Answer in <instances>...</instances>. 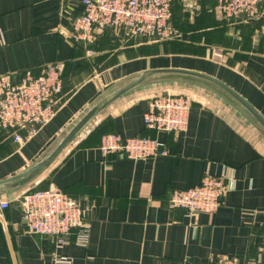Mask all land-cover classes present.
I'll return each mask as SVG.
<instances>
[{
  "label": "crops",
  "instance_id": "1",
  "mask_svg": "<svg viewBox=\"0 0 264 264\" xmlns=\"http://www.w3.org/2000/svg\"><path fill=\"white\" fill-rule=\"evenodd\" d=\"M218 0H172V40L150 44L113 30L89 45L72 41L82 0H0V79L39 77L57 64L61 106L31 142L0 130V264H206L227 256L264 264V128L208 76L234 91L264 119V8L259 20H224ZM114 102L117 93L134 85ZM188 97L183 133H154L144 117L155 95ZM94 118L33 176L13 180L48 158L93 109ZM105 135L157 139L169 156L128 160L100 151ZM224 177V205L214 215L169 205L175 190ZM58 190L75 200L89 228L65 244L27 233L18 200Z\"/></svg>",
  "mask_w": 264,
  "mask_h": 264
},
{
  "label": "built area",
  "instance_id": "2",
  "mask_svg": "<svg viewBox=\"0 0 264 264\" xmlns=\"http://www.w3.org/2000/svg\"><path fill=\"white\" fill-rule=\"evenodd\" d=\"M83 13L73 22L72 41L89 45L106 30L129 40L149 39L156 42L172 40V0H82ZM218 10L225 19L261 18L264 0H218ZM64 81L57 64L44 68L39 77L27 75L19 81L0 79V130L15 144L31 142L55 118L61 106ZM191 101L188 97L164 92L149 101L144 117L148 131L154 133H183L188 127ZM100 151L105 156L128 160H148L169 156L170 150L157 139L123 140L118 135H105ZM224 177L205 176L201 184L187 190H175L171 208L189 214L214 215L224 205ZM27 233L47 236L65 244L76 232L79 245L89 243V228L84 224L83 210L78 202L61 191H31L18 200ZM10 201L0 200V210L10 208ZM264 258V234L261 240ZM56 264H72L57 260ZM192 264V263H186ZM206 264H240L220 256Z\"/></svg>",
  "mask_w": 264,
  "mask_h": 264
},
{
  "label": "water",
  "instance_id": "3",
  "mask_svg": "<svg viewBox=\"0 0 264 264\" xmlns=\"http://www.w3.org/2000/svg\"><path fill=\"white\" fill-rule=\"evenodd\" d=\"M162 73H178L181 75H188V76H194L200 79H203L205 81H208L215 86L219 87L223 91H225L233 100H235L238 104H240L245 110H247L258 122L259 124L264 128V119L246 102L244 101L240 96H238L234 91H232L230 88L225 86L224 84L201 74L191 73V72H183V71H167ZM134 85L129 86L125 90L117 93L115 96H113L105 106L108 104L114 102L118 97L122 96L125 92H128L130 88L134 87ZM99 109H93L91 112H89L78 124L77 126L64 138V140L60 143V145L57 147V149L44 161H42L40 164L36 165L34 168L29 170L27 173L14 178L12 181L20 180V179H26L34 174H36L38 171L42 170L43 168L50 165L63 151L64 149L70 144V142L76 137V135L94 118L96 113Z\"/></svg>",
  "mask_w": 264,
  "mask_h": 264
},
{
  "label": "rangeland",
  "instance_id": "4",
  "mask_svg": "<svg viewBox=\"0 0 264 264\" xmlns=\"http://www.w3.org/2000/svg\"><path fill=\"white\" fill-rule=\"evenodd\" d=\"M147 41V43H150V44H155V43H164V42H156V41H153V40H149V39H144Z\"/></svg>",
  "mask_w": 264,
  "mask_h": 264
},
{
  "label": "trees",
  "instance_id": "5",
  "mask_svg": "<svg viewBox=\"0 0 264 264\" xmlns=\"http://www.w3.org/2000/svg\"><path fill=\"white\" fill-rule=\"evenodd\" d=\"M224 20H226V21H228V22L231 23V22H233V20H236V19H225V18H224ZM97 38H98V36H97ZM97 38H96V40H97ZM96 40H95V41H96ZM169 41H170V40H169ZM166 42H168V41H166ZM156 44H157V43H156ZM158 44H160V43H158ZM62 77H63V74H62Z\"/></svg>",
  "mask_w": 264,
  "mask_h": 264
}]
</instances>
